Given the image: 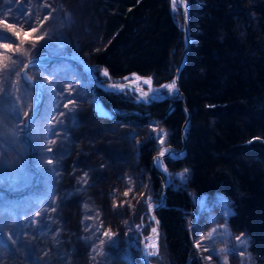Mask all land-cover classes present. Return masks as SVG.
<instances>
[{"label": "trees", "instance_id": "16d2710c", "mask_svg": "<svg viewBox=\"0 0 264 264\" xmlns=\"http://www.w3.org/2000/svg\"><path fill=\"white\" fill-rule=\"evenodd\" d=\"M26 1L17 0L15 10L34 16L33 26L43 13L58 8L43 11ZM187 5L192 45L180 86L191 112L188 151L183 158L165 159L171 173L186 170L187 178L183 186L168 185L167 207L157 212L159 250L150 260L204 264L196 247L194 196L221 193L233 204V232L250 238L256 264H264V0H187ZM86 6L102 44L80 52L99 80L108 81L99 73L103 68L114 81L136 74L151 76L156 87L173 82L184 47L178 0H88ZM15 27L22 34L28 30L24 24ZM0 31H7L3 24ZM0 42L4 51L2 45L10 41ZM29 43L26 36L22 45L12 44L24 49L23 66L48 50H29ZM23 66L14 58L0 59L2 80L15 68L10 75L15 91L35 89L23 79ZM29 72L46 81L45 99L31 126L40 182L22 197L0 192L3 216L15 217L36 250L51 255V264H130L127 255L139 252L152 228L144 227L147 198H163L159 176L151 167L160 151L151 128L159 123L167 130L166 145L182 148L187 113L179 96L145 104L127 90L107 92L69 61L35 66ZM96 101H102L108 115L94 110ZM20 141L29 148L22 135ZM2 241L0 234V246Z\"/></svg>", "mask_w": 264, "mask_h": 264}, {"label": "rangeland", "instance_id": "374dc122", "mask_svg": "<svg viewBox=\"0 0 264 264\" xmlns=\"http://www.w3.org/2000/svg\"><path fill=\"white\" fill-rule=\"evenodd\" d=\"M87 2L88 0H27V6L39 5L43 11L50 10L53 8V5L58 6L57 11L53 9L50 14L43 13L42 20H39L34 26L38 31L29 36V44H31V46L29 45V50H34L39 46H47L48 50L46 51L51 53L52 50L56 51L57 49L71 48L72 52L84 56L80 51L88 53L100 47L102 44L100 32L97 31V28L93 27L94 23L92 24V21L88 18L89 16L86 11L88 8V6H86ZM15 3H17V0H0V21L13 22L14 18L22 15L15 10ZM18 24H24L27 26V32L30 31L27 19ZM94 25L97 27L96 23ZM39 36H43L44 39L36 40L35 38ZM33 40H35L34 44L32 43ZM1 44L2 42H0V45ZM2 55H7L11 61L13 59L11 53H5L0 48V56ZM98 70L104 79L108 81L112 80L110 74L108 77L103 75L105 69L100 68ZM135 76L136 75H131L127 78ZM143 77L152 78L151 76ZM123 81H126V79ZM41 82L45 88L46 81L41 79ZM11 85V95L16 98L15 103L20 106V116H22L23 119L14 116V111L11 110L12 104L10 103V97H5L3 101H0V125H2V127H0V186H7L13 192H19L31 185L35 176L33 169L30 168L28 163L30 148H26L22 145L20 136L22 135L23 137L25 126L24 117L28 112L30 113L34 105L33 103H35L34 101L37 99V94L36 88L32 90L23 87L15 91V83L11 81ZM164 86L155 87L157 89H164ZM6 90V80L0 78V96H3ZM165 90L167 89L165 88ZM130 93L137 99V94ZM98 105L96 101L93 106L97 113L101 111ZM100 105L105 108L103 103ZM151 129L158 139L160 151L168 147L166 145L168 135L166 128L159 123H154ZM161 133L163 135H160ZM161 141H163V143H161ZM165 159L164 162L161 163L162 168L157 165L164 172L160 173L161 176L164 175L166 177V180L162 177L164 182H166L167 186H183L187 178L186 170L174 174L171 173L168 166L165 164ZM194 197L198 206L197 219L194 223L195 239L196 243L200 245L198 248L203 263L256 264L250 250V238L244 234L234 233L229 224V216L233 212L231 200L221 193L211 195L205 194ZM148 198L151 199L152 197L149 196ZM153 201L157 202L155 199H153ZM3 209L4 207H0V234L1 239L3 238V244L0 246L2 247L1 250H3L0 256V264H51L53 261L51 255H44L36 250L37 248L33 238L28 237L30 234L25 231L26 229H24V227H18L19 224L15 217H4ZM148 224H151L152 227L154 226L153 222L149 223V220H147L144 227ZM12 229H14V231ZM138 232L142 233V228L139 229ZM155 252H158L157 247L151 248L148 251L149 254ZM208 257H211V259ZM127 259H129L130 264H144L140 249L139 252L131 250L129 255H127Z\"/></svg>", "mask_w": 264, "mask_h": 264}, {"label": "water", "instance_id": "95a60500", "mask_svg": "<svg viewBox=\"0 0 264 264\" xmlns=\"http://www.w3.org/2000/svg\"><path fill=\"white\" fill-rule=\"evenodd\" d=\"M179 2V6L181 8L182 11V15H183V31H184V48H183V52H182V56L180 59V62L176 68V72H175V76L173 79V82H175L176 84V89L169 91L168 89L163 91V90H159L157 89L154 85L152 86H148V87H135L131 84V80H126V81H102L99 80L95 74L93 65L82 55L72 52V53H67V54H51L50 52H44L40 55H34L32 57H30L26 63L23 66L22 69V76L24 74L27 75V77L30 78V80H26L27 82H29L30 84H32L35 88H36V94H37V99L33 105V107L30 110L29 113V118L24 126V130H23V138L24 140L29 144L30 146V150H29V155H28V163L31 169H33L35 176H34V181L31 185L25 187L23 190L19 191V192H13L9 187L7 186H0V191L6 193L7 195H9L10 197H22L25 196L27 193H29L30 191L36 189L39 186V177H40V169L37 166V164L34 161V157L36 154V142L34 141V139L31 136V126L38 114V112L40 111L42 104L44 102L45 99V88L41 82L40 79L35 78L34 76H32L29 72V69L35 67V66H48L51 65L55 62H60V61H69V62H73L77 65H79L83 72L85 73V75L94 83V85H96L97 87L101 88L104 91L107 92H121V90H119L118 88H113L112 85H119L123 88V90H129L130 92H132V94H137L138 96L141 93H147L146 96L150 97L149 100H145L142 99L140 97H137L138 101L145 103V104H150L153 103L155 101H163L166 99H170L176 95L179 96L183 108L187 113V120L185 121L183 128H182V143L183 146L181 149H177L174 148L172 146H168L165 149H167L168 151L165 152L164 156L160 155V152L163 151L161 150L158 155L153 159L152 162V169L157 173V175L159 176L160 179V183H161V187H162V191H163V198L161 202H154L153 201V197L150 199L148 198L147 201V206L148 204L154 205V208L149 209V223L153 222L154 226L152 227L155 228L157 231L156 233L152 232V229L150 231V233L147 236H144L141 240V246H140V254H141V258L143 260V262L145 264H156V263H152L149 259V255L147 254L146 251V244L149 241V239L157 237L158 238V243L160 241V237H161V220L158 217L157 211L160 210L163 207H167V193H168V186L166 184V182H164L162 176L160 173H164L162 171V169H160L157 165V163L160 161L161 163L164 162V159L168 156L174 158V159H180L183 158L187 155V126L189 125L190 121H191V112L189 110V108L186 105V96L185 93L182 91L181 86H180V78L182 75V72L188 62V58H189V53H190V49H191V45H192V34H191V29H190V17H189V11H188V5H187V0H178ZM36 61L35 65L32 64V61ZM140 78H147V77H140ZM25 80V79H24ZM152 82L153 79H152ZM122 90V91H123ZM33 112H35V116L33 115ZM153 202H152V201ZM158 222V223H157Z\"/></svg>", "mask_w": 264, "mask_h": 264}, {"label": "snow or ice", "instance_id": "6c2138e0", "mask_svg": "<svg viewBox=\"0 0 264 264\" xmlns=\"http://www.w3.org/2000/svg\"><path fill=\"white\" fill-rule=\"evenodd\" d=\"M22 12H23V14L17 16L16 18H14L13 19V22L0 21V24H3V28L5 30H7L6 32L5 31H0V40H9L10 41L9 43H4L2 45V47L4 49V52L5 53H13L14 54L13 58L16 61H19L20 62V66H23V59L26 57V53H25V51H24V49L22 47L13 48L12 47V44L13 43H19V44L22 45L24 43V37L31 36L33 33H36L38 31V29L33 26L35 24V22H36L35 21V17L34 16L33 17H28L26 12H24L23 10H22ZM25 19L28 20V27H29L30 31L23 32V34H22V30H18L15 27V25L18 24V23H22ZM35 39L36 40H41V39H44V37L43 36H39V37H36ZM32 43L34 44L35 43V40H33ZM0 59H8V57H7V55H2V56H0ZM35 63H36L35 60L32 61V64L33 65H35ZM5 68L7 69V65H5ZM12 74H15V68H13L11 70L10 75H12ZM10 75H9V77H6L7 90L5 91V93H4L3 96H0V101H3L5 97H10L11 98L10 99V103L12 104L11 110L14 111V112H16L17 116L20 119H23V117L20 116V108L15 103L16 98L15 97H12V95H11L12 85H11ZM103 75L105 77H108L109 76V73H108V71L106 69L104 70ZM23 79L30 80V78L27 77L26 74L23 75ZM125 79L127 80L128 78L126 77ZM135 80L136 81H139L140 80V77H135ZM143 83L150 86L151 83H152V81L150 79L143 80ZM112 87L113 88H118L121 91L123 90V88L121 86H119V85H112ZM164 87L166 89H168L169 91H172V90H175L176 89V84H175V82H172L171 84L165 85ZM49 90L50 91H54V89H51V87L49 88ZM69 91H71V89H69ZM143 95L146 96L147 93H144ZM64 107H68V105L65 104ZM33 115L35 116V112H33ZM49 118H51V117H49ZM0 127H2V125H0ZM53 134H55V132H53ZM160 135H163V134L161 133ZM161 143H163V141H161ZM48 151L51 152L52 149L49 148ZM167 151H168L167 149H164L163 151L160 152V155L161 156H164L165 155V152H167ZM48 163L49 164H52L53 163V160L50 159L48 161ZM125 195H127V193H125ZM148 208L149 209H152L153 208V205L148 204ZM36 215H39V212H37ZM156 231L157 230L155 228L152 229V232L153 233H156ZM104 235L105 236H109L110 233L109 232H105ZM199 246H200L199 244L196 245V247H199ZM149 247L150 248H156V245L149 244ZM152 254H155V253H152ZM208 258L211 259V257H208Z\"/></svg>", "mask_w": 264, "mask_h": 264}, {"label": "bare ground", "instance_id": "6f19581e", "mask_svg": "<svg viewBox=\"0 0 264 264\" xmlns=\"http://www.w3.org/2000/svg\"><path fill=\"white\" fill-rule=\"evenodd\" d=\"M132 75H136V74H132ZM137 76H139V75H136L135 77H137ZM135 77H129L128 78V80H131L132 82H131V84L133 85V86H135V87H148L149 85H146V84H144L143 83V80H148V79H150L151 81H152V78H150V77H147V78H140V80L139 81H136L135 80ZM139 77H141V76H139ZM134 78V79H133ZM153 81H154V79H153ZM152 85H154V82H152L151 83V85L150 86H152ZM159 90H163V88H158ZM164 91V90H163ZM137 97H140V98H142V99H145V100H149L150 99V97H148V96H145V95H143V93H141L139 96H137ZM166 100H168V99H166ZM164 101V100H163ZM98 102V106H100V108H101V111L100 112H98L99 114H102V115H108L109 114V111L106 109V107L105 108H103L100 104L102 103V101H97ZM156 102V101H155ZM97 104V103H96ZM28 144V143H27ZM28 146H29V144H28ZM29 148H30V146H29ZM158 166L159 167H161L162 168V164H161V162L159 161L158 163ZM147 201H148V198H147ZM153 208H154V205H153ZM159 211V210H158ZM157 211V212H158ZM18 228V227H17ZM13 231H14V229H12ZM149 244H154V245H156V247H157V251H158V249H159V244H160V241H159V243H158V238L157 237H154V238H151V239H149V241L147 242V244H146V251H147V254L149 255V259H150V257H152V256H154V255H152V254H149L148 253V251L151 249L150 247H149ZM157 252H155V254H156ZM1 254H2V251H0V256H1ZM151 261V260H150ZM152 262V261H151ZM152 263H154V262H152ZM145 264V263H144ZM157 264V263H156Z\"/></svg>", "mask_w": 264, "mask_h": 264}]
</instances>
